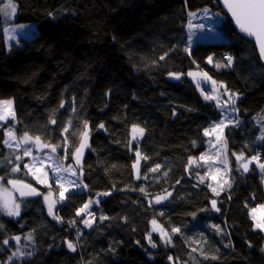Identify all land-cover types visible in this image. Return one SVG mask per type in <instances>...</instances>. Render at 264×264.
Here are the masks:
<instances>
[{
	"label": "trees",
	"instance_id": "16d2710c",
	"mask_svg": "<svg viewBox=\"0 0 264 264\" xmlns=\"http://www.w3.org/2000/svg\"><path fill=\"white\" fill-rule=\"evenodd\" d=\"M14 1V20L6 23L0 11V100L12 99L16 111L13 126L11 120L0 127L1 181L11 188L9 180L27 182L41 194L47 188L25 167L23 147L3 144L7 128L14 127L18 137L28 133L59 145L62 158L67 149L69 162L87 121L88 146L81 154L87 187L68 193L55 213L61 220L49 214L42 195L25 197L19 216L1 215L0 264H264V231L255 228L250 212L264 203V171L254 161L244 172L236 160L243 152L245 161L258 155L264 163L255 120L264 111V65L218 0ZM7 2L0 0V9ZM205 8L224 13L220 29L227 39L196 42L189 51V13ZM15 23H36L35 36L8 48L5 27ZM226 53L232 65L217 68L227 63ZM194 69L238 95L242 120L225 133L230 187L189 167L190 158L207 151L205 129L223 117L188 75ZM133 126L143 128V135L133 139ZM16 164L20 171L13 173ZM157 165L159 170L150 171ZM96 197L99 203L76 215ZM153 219L168 230L170 243L152 232ZM18 249L25 255H13Z\"/></svg>",
	"mask_w": 264,
	"mask_h": 264
},
{
	"label": "snow or ice",
	"instance_id": "6c2138e0",
	"mask_svg": "<svg viewBox=\"0 0 264 264\" xmlns=\"http://www.w3.org/2000/svg\"><path fill=\"white\" fill-rule=\"evenodd\" d=\"M224 2V6L228 9V11L232 14L233 18L235 19L236 24L239 26L240 31L243 33H246L248 36L251 37H255L256 42L259 46V51H260V55L262 58H264V0H223ZM17 10V5L13 2V0H8V3L4 5L3 9H0V11L4 12V14L6 16H13L16 13ZM205 14H207L209 12V9H204L203 10ZM190 16H196V13H190ZM21 28H24L26 26L24 25H20ZM188 27L190 29H192L194 26L189 23ZM195 27L198 28H203L204 25L200 24V25H196ZM10 39H12L13 37L10 35L9 37ZM163 59V57H162ZM225 60L227 61L226 64L224 63H216L215 66L217 68L220 67H230L232 65L233 62V57L232 56H227L225 57ZM208 63L212 64L213 63V57L209 56L208 57ZM171 75L175 76L177 79L179 78L178 74L172 73ZM189 76H193L194 78L196 77H200L203 80H207L210 81L212 84V92L213 93H217L219 94V88H223L225 92H227V88L225 85H223L222 83L219 85V88L217 87V82L212 80V78L210 76H208V74L206 72L204 73H188ZM199 83H197V87H199ZM237 95L236 94H229L227 100H224L223 102H221V100L218 98V95H205V99L208 100H216L217 102V106L221 107L223 106L225 108V110H228V105L231 104V112H239V109L235 107V103H236V99H237ZM12 104L13 101L12 100H0V122H6L9 118L15 120V112L12 108ZM61 107H63V104L60 105ZM225 119L228 120L229 124H239V119H229L228 117H225ZM51 123L55 124L56 121L55 119L51 120ZM70 123V122H69ZM221 125H224V121H220L219 123L213 124L212 125V132L215 133L216 129L221 128ZM227 126V125H224ZM0 127H3V124L0 123ZM100 128H103L104 125L101 124L99 126ZM84 128L85 131H83L82 133H80V143L79 146L75 149V152L73 153V156L75 158V163L76 165H80V155L82 154V150L88 146V123L87 121L84 122ZM65 132H67V128L64 129ZM133 132V139L136 138L137 135L142 136L144 129L143 128H138L137 126H133L132 129ZM206 136L209 135V130L205 129V133ZM221 134H222V128H221ZM5 135L7 136V139L3 140V144L8 146L9 148H12L13 143H16V146L19 147L21 145V143L23 144H28L31 145L30 147H27L24 149L23 151V155L24 156H31L32 155V150L33 147L39 149V150H43V149H50V153L47 154L45 157H32V166L29 165H25L26 168L29 169L30 172H32L33 176L36 177V179L38 180L39 183H46L47 182V177H48V173L44 172L43 173V179H41L39 176H37V173L40 172V169L35 168V165L37 163L43 165L45 160H49L52 162V165H54L53 167H51V171L53 173L56 174V179L55 182L59 185L61 191L59 192V199L62 201L65 198V192H69L70 190H72V187H80L79 184V175L82 174V166L79 167V170L77 168H74L71 164L68 165L67 167H65L64 165V160L67 159V149H65V156L63 159L59 158V157H55L53 156V154H55L57 152V148L59 147V145H55V144H50V143H42L41 142V138L39 136L36 137H31L28 135V133H24L21 137L17 138V136L15 135V129L14 127H9L8 129H6ZM65 139H67L65 137ZM217 141L219 142L221 140V135H217L216 136ZM260 141H264V132L261 133V135L258 138ZM226 146V142L225 145ZM236 155V154H234ZM136 156H137V164L134 165V167L138 166L139 164V158L141 157V153L139 151L136 152ZM22 159V156L17 155L15 156V160L16 161H20ZM200 160H204L205 157L201 156L199 158ZM236 160L237 162L240 163V167L243 169L244 172H247L249 170V165L252 164L254 161L256 162V164L258 165V167L264 171V163L260 162L259 156L258 155H254L251 158L247 159L245 161V157H244V153H240L239 155H236ZM189 167H191L193 164L196 163V159L195 158H190L189 160ZM222 164L225 165V168L227 170V160H222L221 161ZM199 166V165H197ZM160 166L157 165L156 168L150 169V171H157L159 170ZM210 170V169H209ZM20 171V166L19 164H16L13 168H12V172H18ZM219 171V169H218ZM61 172L64 173H68L70 176L73 177H77V180H72V179H68L65 176L60 175ZM166 175V173H165ZM199 175V174H197ZM139 178V177H138ZM146 178V177H145ZM4 177H0V180H3ZM200 181L203 182L204 181V177H199ZM213 179H215V177H213ZM8 184H11L13 189L15 191H18L21 197L24 196H38V195H42L36 188L32 187L31 185H27V184H22L19 181L16 180H9L7 181ZM65 183H67L68 187H65ZM224 184H228V181L225 180ZM228 186L230 187V184H228ZM49 187H51V185H49ZM84 187H87V185H84ZM209 187H211V185H209ZM221 187H223V185H221ZM140 191H144V189H140ZM212 191L214 193H216L217 195H219V193L217 192L216 188H212ZM52 192L49 191V193L47 195H44V200L48 203V211L50 215H53L55 219L57 220H61V217L56 216L54 214V207L55 204L57 203L56 200L52 199ZM99 195H108V193H98ZM171 193H167L166 196H157L156 197V203H161L162 200L167 199V196H170ZM92 203H99V201H91L89 200L87 204H85L77 213L76 215L79 216L81 213H83L90 204ZM211 207L213 209H215L216 211H219V208L217 207V202L216 200H212L211 201ZM261 208H264V206H261ZM0 210H2L6 215L8 216H19L20 215V204L16 203L15 197L12 196L11 192L8 191V189L3 188L2 186H0ZM257 210L256 209H252V219L254 221H256L255 223V227L261 230H264V219H258L257 215H256ZM89 215L91 216L92 214L89 213ZM101 219H106V217H101ZM70 224L75 225L76 221L72 220L69 221ZM83 223L85 224V226L87 227H91L92 226V222L88 219H85L83 221ZM152 232H157L160 235V238L167 244L171 242V235L169 234L168 230H166L163 225L159 224L157 222V220L153 219L152 220ZM213 229H215L217 232H223V229L220 228L219 225H212L211 226ZM172 233H179L180 229L179 228H172L171 229ZM148 242L152 245V247H156L157 245L155 244V242L152 241L151 238V233L148 234ZM13 239L19 243V241L21 240L20 236H15L13 237ZM28 240H32L33 237L31 234L28 235L27 237ZM4 244H8L9 241L8 240H4L3 241ZM139 243V242H137ZM67 247L72 250L75 251L76 250V245L72 242V241H67ZM13 255H17V256H24L25 253L20 251L19 249L17 250L16 253H14ZM30 255V253H29ZM171 259V257L169 258Z\"/></svg>",
	"mask_w": 264,
	"mask_h": 264
},
{
	"label": "rangeland",
	"instance_id": "374dc122",
	"mask_svg": "<svg viewBox=\"0 0 264 264\" xmlns=\"http://www.w3.org/2000/svg\"><path fill=\"white\" fill-rule=\"evenodd\" d=\"M13 2L16 4V2L14 0H13ZM205 9H209V12L207 14L204 13V11H203L204 9L190 12V13H196V16H190V13H189V17H190L189 23H191L194 26L192 29H190L188 27V30H187V44H188L187 49L189 51L192 50V48L196 44V42H223L227 39L226 35L220 29V25H221V23L225 17L224 13H226V12L223 10V12H224L223 13L220 10L211 9V8H205ZM16 16H17V10L13 16H6L5 15L6 23L8 20H11V21L14 20L16 18ZM5 17H4V21H5ZM200 24L204 25V27L202 29L195 27L196 25H200ZM20 25H24L26 27L21 28ZM35 27H37L36 23H27V24L15 23V24H11V25L6 26L5 27V35H6V41H7L8 48L12 47L13 42H19L20 38L32 39L35 36V30H36ZM10 35L13 37L12 39L9 38ZM224 59H225V57H224ZM190 72H192V73H204L205 71L202 69H194V70H191ZM178 75L180 77V74H178ZM190 77L194 80V82L196 84L199 83V85H200L199 89L201 90L204 97H205V95H218V98L221 100V102H223L224 100H227L228 95L231 94L229 91L225 92L223 88H219V85L221 84V82H217V87L219 88V94H217V93L212 92V84L210 81L203 80L200 77H196V78H194L193 76H190ZM222 84L225 85L224 83H222ZM237 97H238V95H237ZM237 99H236V101H237ZM6 100H12V99H6ZM212 101H214L217 104L216 100H212ZM231 107H232V105L229 104L227 111L225 110V108L223 106L219 107V109L221 110V112L223 114V117L221 120L214 122L213 124L219 123L220 121L223 120L224 125H227V126L221 125L222 134H221V128L216 129L215 133L212 132V125L213 124L208 128L209 135L206 136L207 151L201 155V156H204L205 159L200 160L199 158H195L196 163L193 164L195 166L199 165L198 166L199 168L205 170L210 175L211 179L216 181L215 183H221V181L225 180L226 177L230 176V166H229V160H228V156H227V153H228L227 152V145L223 146V147H222V145H225V142H226L225 133H226L227 128L229 126L238 125V124H229L228 120L225 119V117H228L229 119L238 118L240 122L242 120L241 117L239 116V112L238 113L231 112V110H230ZM235 107L237 108L236 103H235ZM12 108H13V110L15 112V116H16L14 101L12 104ZM11 120H13V119L9 118L6 122H0V123L6 124V123H9ZM255 120L260 125L262 132H264V111H262L259 115H257L255 117ZM14 123H15V120H13L12 126ZM5 132H6V130H5ZM218 134L221 135V140L219 142L216 139V136ZM15 135H16V132H15ZM17 138H19V137L17 136ZM41 142L46 143L44 141H41ZM12 143H13L12 147H17L15 142H12ZM257 143L259 144V146H262L264 144V141H260L258 139ZM30 146L31 145L21 143V145L19 147H23V149H25V148L30 147ZM60 151H61V148L58 147L57 152L55 154H53L54 158L55 157H59L61 159L64 158L65 155L62 158L60 155ZM137 151H139L141 153L140 150H137ZM49 153H50V149L46 148L43 150H39V149L33 147L32 155L31 156H25L29 159H28V161L27 160L24 161V163H25V165L32 166V157L33 156L45 157ZM136 158H137V156H136ZM141 158H142V153H141V157L139 158V164H138V166L135 167L137 172H138V167L140 165ZM225 159H227V166H226L227 170L225 168V165L221 163V161L225 160ZM71 161L67 162V160L65 159L64 160L65 167H67L68 165L71 164L74 168H77L79 170V167L82 166V156L81 155H80V165L79 166L76 165L74 157ZM136 164H137V161H136ZM53 166L54 165H52L51 161L45 160L43 165L37 163L35 165V168L40 169V172L37 173V176H39L41 179L44 178L43 177L44 172L48 173L47 182L44 183V185L47 188H46V191L42 194V197L44 199V195H47L49 193V191L52 192V194H53L52 199L57 201V203L55 204L54 210H53L54 214H55V213H57L59 205L64 201L65 198L62 201L59 199V192L61 191V189H60L59 185L55 182L56 174L51 171V167H53ZM218 169H219V171H218ZM60 175L65 176L68 179L77 180V177L70 176L68 173L61 172ZM213 177H215V179H213ZM78 182L80 184V187L77 188V187L73 186L72 190H70V191H76V190L85 191L86 190V187H84L85 184L83 182V171H82V174L79 175V181ZM41 185H42V183H41ZM49 185H51V187H49ZM0 186L8 189V191L11 192L12 196L15 197L16 203L20 204V214H21L23 204L25 202V197H21L19 194H16V192L13 188L9 187L8 185H6L1 180H0ZM36 187H37V189H39V192L42 193V190L38 186H36ZM65 187H68L67 183H65ZM69 192H65V194H64L65 197L68 195ZM98 199H99V197H96L95 200H93V201H97ZM45 204L48 208V203L46 201H45ZM93 204L94 203L90 204L89 206H92ZM261 206H264V203L257 206V207L252 208V209L257 210L256 215H257L258 219H264V208H261ZM252 209L250 211L251 215H252ZM1 215H6V214L2 210H0V217H1ZM6 216H8V215H6ZM12 217H14V216H12ZM254 222L256 223V221H254ZM157 234H158V238L161 240V242L165 243L160 238L159 233H157Z\"/></svg>",
	"mask_w": 264,
	"mask_h": 264
},
{
	"label": "water",
	"instance_id": "95a60500",
	"mask_svg": "<svg viewBox=\"0 0 264 264\" xmlns=\"http://www.w3.org/2000/svg\"><path fill=\"white\" fill-rule=\"evenodd\" d=\"M218 2H219V4L221 5V7L223 8V10L226 12V14L230 17L232 23L234 24V27H235L236 32H237L238 34L242 35L243 37H245V38L251 40V41L255 44L256 49H257L258 54H259V57H260V59H261V62H262L263 65H264V58H262L261 55H260L259 46H258V44H257V42H256L255 37L248 36L246 33L241 32V31H240V28H239V26L236 24L235 19L233 18L232 14H231V13L228 11V9L224 6V2H223V0H218ZM20 182H21L22 184L31 185L32 187H34V185H32V184H30V183L22 182V181H20ZM34 188H35V187H34ZM17 193L19 194L18 191H17ZM19 195H20V194H19ZM24 197L31 198V197H35V196H24Z\"/></svg>",
	"mask_w": 264,
	"mask_h": 264
},
{
	"label": "built area",
	"instance_id": "2783aa9c",
	"mask_svg": "<svg viewBox=\"0 0 264 264\" xmlns=\"http://www.w3.org/2000/svg\"><path fill=\"white\" fill-rule=\"evenodd\" d=\"M227 56H232V55L226 53V54L224 55V57H227ZM92 217H94V215H92Z\"/></svg>",
	"mask_w": 264,
	"mask_h": 264
},
{
	"label": "flooded vegetation",
	"instance_id": "af4514ba",
	"mask_svg": "<svg viewBox=\"0 0 264 264\" xmlns=\"http://www.w3.org/2000/svg\"><path fill=\"white\" fill-rule=\"evenodd\" d=\"M34 187L37 189V187L34 185ZM39 191V189H37Z\"/></svg>",
	"mask_w": 264,
	"mask_h": 264
}]
</instances>
